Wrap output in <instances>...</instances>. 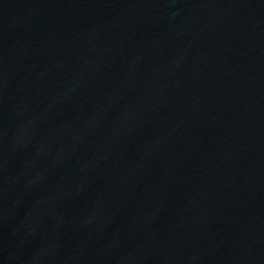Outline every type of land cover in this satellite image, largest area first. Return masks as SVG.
Wrapping results in <instances>:
<instances>
[{"label": "water", "instance_id": "obj_1", "mask_svg": "<svg viewBox=\"0 0 264 264\" xmlns=\"http://www.w3.org/2000/svg\"><path fill=\"white\" fill-rule=\"evenodd\" d=\"M0 264H264V0H0Z\"/></svg>", "mask_w": 264, "mask_h": 264}]
</instances>
